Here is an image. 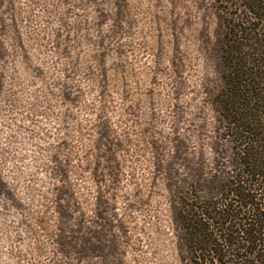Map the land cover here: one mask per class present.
<instances>
[{
    "label": "rangeland",
    "instance_id": "374dc122",
    "mask_svg": "<svg viewBox=\"0 0 264 264\" xmlns=\"http://www.w3.org/2000/svg\"><path fill=\"white\" fill-rule=\"evenodd\" d=\"M201 2L0 0V264H178L157 166L177 138L214 162ZM59 196L71 226L103 214L100 258L57 251Z\"/></svg>",
    "mask_w": 264,
    "mask_h": 264
},
{
    "label": "trees",
    "instance_id": "16d2710c",
    "mask_svg": "<svg viewBox=\"0 0 264 264\" xmlns=\"http://www.w3.org/2000/svg\"><path fill=\"white\" fill-rule=\"evenodd\" d=\"M199 6L218 20V81L205 87L215 115L214 162L189 158L177 138L173 160L157 166L177 263L264 264V0H202ZM3 186L0 178V192ZM57 199V251L80 262L100 258L109 247L98 228L103 214L97 211L94 228L80 220L71 226L66 198Z\"/></svg>",
    "mask_w": 264,
    "mask_h": 264
}]
</instances>
